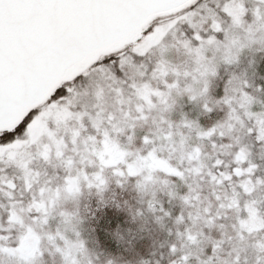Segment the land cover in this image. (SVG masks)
<instances>
[{
	"label": "snow or ice",
	"instance_id": "snow-or-ice-1",
	"mask_svg": "<svg viewBox=\"0 0 264 264\" xmlns=\"http://www.w3.org/2000/svg\"><path fill=\"white\" fill-rule=\"evenodd\" d=\"M0 264H264V0H0Z\"/></svg>",
	"mask_w": 264,
	"mask_h": 264
}]
</instances>
